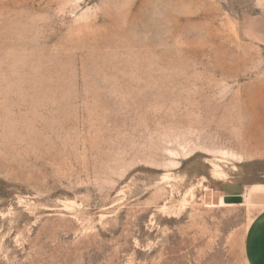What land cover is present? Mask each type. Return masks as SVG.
<instances>
[{
    "label": "rangeland",
    "instance_id": "rangeland-1",
    "mask_svg": "<svg viewBox=\"0 0 264 264\" xmlns=\"http://www.w3.org/2000/svg\"><path fill=\"white\" fill-rule=\"evenodd\" d=\"M255 184L264 0H0V264H247Z\"/></svg>",
    "mask_w": 264,
    "mask_h": 264
},
{
    "label": "crops",
    "instance_id": "crops-1",
    "mask_svg": "<svg viewBox=\"0 0 264 264\" xmlns=\"http://www.w3.org/2000/svg\"><path fill=\"white\" fill-rule=\"evenodd\" d=\"M260 187V190L253 194L264 193V184L252 185ZM250 186V187H252ZM237 189V188H235ZM251 188H248L246 194ZM228 192H233V189H227ZM233 190V191H232ZM236 191V190H235ZM245 194V196H246ZM242 196V191L230 193L226 198L233 203L237 198ZM243 254L247 264H264V209H262L251 221L250 226L244 237Z\"/></svg>",
    "mask_w": 264,
    "mask_h": 264
},
{
    "label": "bare ground",
    "instance_id": "bare-ground-1",
    "mask_svg": "<svg viewBox=\"0 0 264 264\" xmlns=\"http://www.w3.org/2000/svg\"><path fill=\"white\" fill-rule=\"evenodd\" d=\"M226 155V154H225ZM214 169V171H215V174H217V176H219L220 178H225L226 177V175H225V173H223V172H221V171H218V169H217V166H215V167H213ZM215 174H213V175H215ZM251 189L249 190V192L246 194V198H251V196L253 195V193L255 192V191H257V190H260L261 188L260 187H255V186H252V187H250ZM220 203H221V205H223V202H222V200L220 201Z\"/></svg>",
    "mask_w": 264,
    "mask_h": 264
}]
</instances>
